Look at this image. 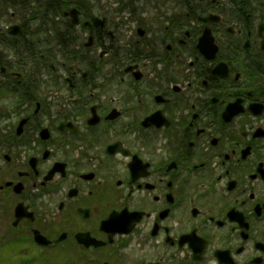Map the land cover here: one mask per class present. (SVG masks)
<instances>
[{
	"label": "flooded vegetation",
	"instance_id": "af4514ba",
	"mask_svg": "<svg viewBox=\"0 0 264 264\" xmlns=\"http://www.w3.org/2000/svg\"><path fill=\"white\" fill-rule=\"evenodd\" d=\"M178 3L0 43V264H264V4Z\"/></svg>",
	"mask_w": 264,
	"mask_h": 264
},
{
	"label": "trees",
	"instance_id": "16d2710c",
	"mask_svg": "<svg viewBox=\"0 0 264 264\" xmlns=\"http://www.w3.org/2000/svg\"><path fill=\"white\" fill-rule=\"evenodd\" d=\"M68 1L73 0H0V12L2 11L0 16H3L5 12L12 11L15 14H18L20 17L21 25L23 27L22 36H18V41L14 42L12 39L8 40H0V43L8 44L11 43V46H17L19 51L16 52L20 60L24 59L22 55V50L30 51L32 50V45L29 44L28 39H23L26 35L37 36V33L40 31H36L34 34L29 32L30 29H44L45 27H53L55 25L54 17L58 14H61L63 10H65L69 5ZM185 2L186 7L188 5V0H182ZM181 1V2H182ZM261 4H264V0H259ZM264 10V6L261 8ZM58 13V14H56ZM5 34V33H4ZM0 35H3L0 33ZM3 47H5L3 45ZM7 48V47H6Z\"/></svg>",
	"mask_w": 264,
	"mask_h": 264
},
{
	"label": "rangeland",
	"instance_id": "374dc122",
	"mask_svg": "<svg viewBox=\"0 0 264 264\" xmlns=\"http://www.w3.org/2000/svg\"><path fill=\"white\" fill-rule=\"evenodd\" d=\"M73 1L77 2L78 0H73ZM102 3H103V2H102ZM152 3H153V2H152ZM74 4H76V3H74ZM73 6H74V5H73ZM111 9H113V8H111ZM177 10L182 11L181 4H180V3H178V8H177ZM10 12H11V11H9V12H5V15H3V16L0 17V24H1L3 27H7V26L10 25V24L18 23V22H19V20H17V15L14 16V17H11ZM18 16H19V15H18ZM47 35H48L47 33H43V34L39 35V38H40L41 40H43V39L45 38L44 36H47ZM40 46H41V48H43V43H42V42H40Z\"/></svg>",
	"mask_w": 264,
	"mask_h": 264
},
{
	"label": "water",
	"instance_id": "95a60500",
	"mask_svg": "<svg viewBox=\"0 0 264 264\" xmlns=\"http://www.w3.org/2000/svg\"><path fill=\"white\" fill-rule=\"evenodd\" d=\"M75 11H76V9H71V10H69L67 13L72 14V13L75 12ZM72 19H73V22L76 21V20L74 19V16L72 17ZM7 31H8V33H10V34H20V33H21V28H20V26H18V25H12V26H9V27L7 28Z\"/></svg>",
	"mask_w": 264,
	"mask_h": 264
}]
</instances>
